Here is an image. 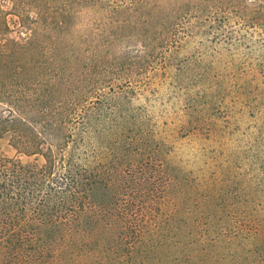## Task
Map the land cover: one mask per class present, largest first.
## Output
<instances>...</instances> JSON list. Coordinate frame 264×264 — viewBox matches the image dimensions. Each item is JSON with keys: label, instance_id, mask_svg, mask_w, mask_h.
<instances>
[{"label": "rangeland", "instance_id": "374dc122", "mask_svg": "<svg viewBox=\"0 0 264 264\" xmlns=\"http://www.w3.org/2000/svg\"><path fill=\"white\" fill-rule=\"evenodd\" d=\"M13 102L95 171L172 179L132 264H264V0H0V129ZM9 140L0 155L43 162Z\"/></svg>", "mask_w": 264, "mask_h": 264}, {"label": "trees", "instance_id": "16d2710c", "mask_svg": "<svg viewBox=\"0 0 264 264\" xmlns=\"http://www.w3.org/2000/svg\"><path fill=\"white\" fill-rule=\"evenodd\" d=\"M33 23L46 26L39 14ZM13 105L0 134L10 132L12 147L39 154L43 162L22 164L0 155V264H67L78 254H85L86 264H132L145 233L160 242L164 227L158 214L173 183L170 177L164 179L154 164L111 176L95 171L72 132L64 133L56 123L33 125ZM96 185L107 200L96 194ZM144 204L152 223L138 213Z\"/></svg>", "mask_w": 264, "mask_h": 264}]
</instances>
